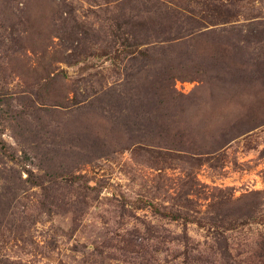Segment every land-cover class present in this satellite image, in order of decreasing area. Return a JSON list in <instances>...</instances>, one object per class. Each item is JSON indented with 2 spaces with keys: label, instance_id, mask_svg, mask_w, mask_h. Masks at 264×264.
<instances>
[{
  "label": "rangeland",
  "instance_id": "1",
  "mask_svg": "<svg viewBox=\"0 0 264 264\" xmlns=\"http://www.w3.org/2000/svg\"><path fill=\"white\" fill-rule=\"evenodd\" d=\"M0 264H264V0H0Z\"/></svg>",
  "mask_w": 264,
  "mask_h": 264
}]
</instances>
